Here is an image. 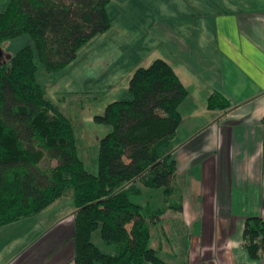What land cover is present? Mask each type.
<instances>
[{"label": "trees", "instance_id": "obj_1", "mask_svg": "<svg viewBox=\"0 0 264 264\" xmlns=\"http://www.w3.org/2000/svg\"><path fill=\"white\" fill-rule=\"evenodd\" d=\"M110 2L9 0L0 12V43L24 35L33 43L0 64V229L41 214L70 189L73 264H168L150 246L165 209L150 204L152 195L147 202L142 196L144 189L161 193L168 208L182 209L174 198L171 142L189 92L171 65L157 58L136 68L129 97L94 117L110 127L99 141L96 174L85 169L72 122L37 77L40 66L47 74L66 68L87 42L111 28ZM230 106L220 92L207 103L211 110ZM242 246L251 260L261 258L264 218H246Z\"/></svg>", "mask_w": 264, "mask_h": 264}, {"label": "crops", "instance_id": "obj_2", "mask_svg": "<svg viewBox=\"0 0 264 264\" xmlns=\"http://www.w3.org/2000/svg\"><path fill=\"white\" fill-rule=\"evenodd\" d=\"M155 1L157 22L149 30L155 43L152 50L161 51L155 59L171 65L189 92L187 99L193 97L192 103L197 106L189 136L172 148L182 195L179 202L184 238L193 244L191 249L185 245L195 262L189 263L264 264V252L260 259L251 260L242 246L246 218H264V0H181L176 9L174 0ZM113 3L115 33L140 40L134 32L143 28L131 19L135 15L134 0ZM175 19L179 21L171 22ZM174 24L176 31L171 29ZM148 53L146 58L151 57L150 50ZM142 57L135 61L134 69L140 67ZM214 92H220L231 106L226 110L208 109V99ZM215 153L224 160L227 155V167L219 165L218 169L228 180L226 193H233L231 214L230 204L222 214L217 204L201 198L206 172L212 167L205 158ZM225 199L226 194L223 202ZM72 217L69 222L58 217L57 223H69L67 234L71 237ZM179 247L185 258L182 245ZM73 253L72 248L68 259L53 264H73Z\"/></svg>", "mask_w": 264, "mask_h": 264}, {"label": "rangeland", "instance_id": "obj_3", "mask_svg": "<svg viewBox=\"0 0 264 264\" xmlns=\"http://www.w3.org/2000/svg\"><path fill=\"white\" fill-rule=\"evenodd\" d=\"M115 1L111 0L109 5L111 29L104 35L99 34L87 42L78 51L77 58L66 68L47 74L40 66L37 73L48 98L72 122L78 156L85 169L92 174H96L98 171L99 141L110 131V127L95 122L94 117L103 114L109 103L129 97L128 82L136 69L133 68L135 61L143 56L140 59V67H147L155 60V55L161 53L159 49L152 50L155 43L149 34V30L157 22V18L154 16L156 1L134 0L135 15L131 19L143 28L134 32L140 38L137 42L133 39L119 37V34L115 33L114 29L117 28L114 25L117 19L113 3ZM180 1L174 0L173 3L176 6L174 9L177 8ZM8 2L9 0H0V12L5 9ZM178 21L175 19L171 22ZM171 29L176 31V24L172 25ZM27 45H33L27 35L0 43V64L8 62L12 56ZM149 50L152 53L151 57L146 58L149 55ZM137 56L138 59H136ZM131 68L134 70H130ZM192 99L194 98L192 97ZM192 99H187L180 107L182 122L171 142L172 148L180 146L189 136V127L194 123L192 118L194 119L196 116L194 109L197 108V106L194 107ZM188 105L191 107H186ZM191 110L193 112H190ZM205 159H208L207 163H212V167L207 170L208 173L206 172L208 176L206 180L204 179L206 183H204L203 189L204 196H201L202 201L217 204L222 214L227 211L226 208L224 209L225 205L230 204L228 208L230 213L234 207L231 205L234 199L233 193L231 196L230 193H226L228 180L226 176L219 173L228 165L227 155L225 160L220 153L210 154ZM52 164L55 165V162ZM219 165L223 168L218 169ZM143 191V202H147L146 196L150 194L153 196L150 204L165 209L161 227L157 226L152 230L150 246L156 249L158 256L168 264L195 263L188 254L190 251L188 252L186 249L188 245L191 249L193 244L190 245L189 241L184 238L180 219L182 209L179 211L168 208L167 204H163L164 197L161 193L152 194L146 189ZM225 194L226 199L223 202ZM174 198L178 202L181 200L182 195L179 188ZM180 204L181 202H179ZM74 210L73 193L69 189L56 205L50 206L44 213L2 227L0 229V264H53L68 259L70 250L73 248L71 236L67 234L69 233V223H57L58 217L61 216L63 219L65 218L64 222H69ZM94 241L103 251L108 252L99 240L94 239ZM180 244L182 245L181 252L185 253L186 260L183 253L179 252ZM197 255L199 254L197 253Z\"/></svg>", "mask_w": 264, "mask_h": 264}]
</instances>
